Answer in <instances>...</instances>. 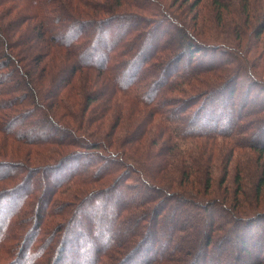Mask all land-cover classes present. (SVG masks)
I'll return each instance as SVG.
<instances>
[{
  "label": "trees",
  "instance_id": "1",
  "mask_svg": "<svg viewBox=\"0 0 264 264\" xmlns=\"http://www.w3.org/2000/svg\"><path fill=\"white\" fill-rule=\"evenodd\" d=\"M234 1L212 3L220 15L251 2ZM171 12L164 0H0V264H264V209L225 203L221 236L207 218L214 200L176 214L185 197L167 188V154L236 135L251 110V144L264 151V101L235 85L262 82L240 49L203 40ZM84 73L99 75L100 91ZM200 74L216 78L185 94ZM185 158L184 182L204 165Z\"/></svg>",
  "mask_w": 264,
  "mask_h": 264
},
{
  "label": "rangeland",
  "instance_id": "2",
  "mask_svg": "<svg viewBox=\"0 0 264 264\" xmlns=\"http://www.w3.org/2000/svg\"><path fill=\"white\" fill-rule=\"evenodd\" d=\"M195 1L196 0H164L169 6L170 11H172L171 14L185 21L188 29L203 40L226 44L232 47V49H240L239 51L243 52L248 58L249 62L247 64L250 66V68H246L253 71L259 81L262 82L253 85L250 81V77H240L241 79L239 78V80L235 82V85L241 91L242 89L250 91L251 86H254L255 91L251 92V97L255 98L256 95L259 94L260 96L258 97H261V100L264 101V32L257 37L253 31L254 26L259 21L264 20V17H262L263 10H261L264 0H250L251 2L244 12H242V3H237L236 8L231 7V9L233 8L232 10H234L233 12L222 9L220 15L217 13L212 0H201L200 3L193 8ZM234 2H236V0ZM116 8V11L126 9V7L123 6H116ZM2 23L3 21L0 20V24ZM170 27L174 29L175 26L170 24ZM19 35L21 36L20 33L16 34L14 39H18ZM226 58L230 59L231 70H234V67H236L237 70L240 61L234 56H226ZM246 68L244 71H246ZM35 71L36 66L32 72L37 73ZM89 77L87 73L80 74L79 80L88 81L91 79L92 84L96 87V90H98L101 83L99 81V75L97 76L93 73L89 74ZM204 77L209 80H203L201 74L195 76L196 79L194 78L188 86L186 85L183 87V89H186L185 94L189 95L197 92L203 82L207 83L216 78L212 77L211 74H205ZM36 78H38V76H36ZM35 81H37V79H35ZM40 82L46 86L49 82V77L44 78V80ZM260 87H262V89H259ZM262 90L263 93H261ZM177 96L178 95H175V97ZM258 101L260 100L251 103L258 104ZM257 106L258 105H251L250 107L254 108ZM258 120L259 116H257V111L251 110L248 112V116L243 118L242 123H239L241 127L240 129H236V135L224 138L215 137L214 139H209L207 137L190 138L184 143H177V148L174 147L175 149L173 148L170 154H167L173 164L166 173L168 177V179L165 178L168 182L167 188L176 191L177 193L175 196L180 199L183 196L185 197V199L181 200L183 204H179L175 209L179 218L183 217L185 214L182 210L183 205H186L185 207H187V209L188 207H196L198 209L200 206L208 204L206 203L207 201L214 200L216 201L215 204L212 202L209 204L207 218H210L211 222L217 224L214 229L216 234L214 235L217 236L219 234V236H221L224 233V229H227L226 225L228 224L226 220L230 218L229 210L227 211L224 209L225 203L226 207L230 208L231 211L239 209L237 206L234 207L235 202L240 203L238 206L241 205L240 209L242 210L250 209L253 206L264 209V151L257 150L256 147L251 144L252 142L249 136L251 132L257 129ZM121 123L125 125L126 118L122 119ZM262 129H264V126ZM163 140H166V136ZM163 140L158 139V145L155 146L154 149H159L160 153H164L165 155L166 147L159 146L160 142H164ZM174 142L177 141L173 139L171 144ZM138 145H144V143L140 142ZM146 147V145L143 146L140 148V151L142 149L145 150ZM179 149L184 152V158L180 156L172 158L171 156L178 152ZM194 153L204 161L203 168L200 171L198 169L194 171L191 169L193 175H191L190 180L184 182V177L182 178V172L180 171V164L182 161L187 162L185 156L190 154L194 155ZM207 169H211L212 171V182L208 186H206V183H203V180L210 176V171L208 172ZM190 195H194L196 199L202 202L198 205L192 203L193 200L189 199L191 198ZM192 211L194 212V209ZM193 219L194 216L190 215L186 221L187 225H190ZM224 223L225 227L223 226V228H221ZM262 237L264 236L262 235ZM262 237L258 236L257 239Z\"/></svg>",
  "mask_w": 264,
  "mask_h": 264
}]
</instances>
